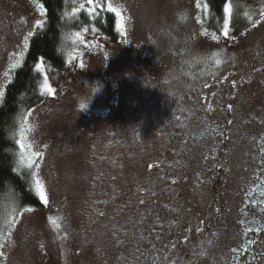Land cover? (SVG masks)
I'll list each match as a JSON object with an SVG mask.
<instances>
[{
	"label": "rangeland",
	"instance_id": "374dc122",
	"mask_svg": "<svg viewBox=\"0 0 264 264\" xmlns=\"http://www.w3.org/2000/svg\"><path fill=\"white\" fill-rule=\"evenodd\" d=\"M230 2L225 36L204 0H78L90 25L41 66L45 100L16 133L42 207L6 206L0 264H216L238 161L264 129V0ZM106 12L117 41L94 26ZM45 21L38 0H0V104Z\"/></svg>",
	"mask_w": 264,
	"mask_h": 264
},
{
	"label": "trees",
	"instance_id": "16d2710c",
	"mask_svg": "<svg viewBox=\"0 0 264 264\" xmlns=\"http://www.w3.org/2000/svg\"><path fill=\"white\" fill-rule=\"evenodd\" d=\"M38 1L46 11L45 24L32 37L24 60L15 70L0 104V227L8 204L15 210L42 207L32 173L21 170L18 165L17 128L23 116L45 100L41 66H62L67 56V36L88 27L91 22L84 13H74L78 0ZM204 1L208 5L205 26L210 32L220 33L225 19L223 8L229 0ZM263 3H257L254 9ZM242 18L240 16V20ZM94 26L112 41L119 38L117 20L112 13H104ZM56 231L63 239L62 232Z\"/></svg>",
	"mask_w": 264,
	"mask_h": 264
},
{
	"label": "flooded vegetation",
	"instance_id": "af4514ba",
	"mask_svg": "<svg viewBox=\"0 0 264 264\" xmlns=\"http://www.w3.org/2000/svg\"><path fill=\"white\" fill-rule=\"evenodd\" d=\"M182 83L184 85V82ZM173 98L178 100L182 114H187L186 107L179 101L183 96L177 95V98L170 96L168 100L175 101ZM180 117L187 121L185 116ZM261 121L264 123L263 119L258 122L261 123ZM189 129L192 130L191 126ZM228 130L225 127L221 134L217 130L213 131L215 145L216 135H223ZM229 131L233 133V129ZM250 134L249 147H245L238 161L240 173L237 174L236 185L232 192L233 200L227 208V213L234 212L235 216H231L227 243L221 252L217 251L216 264H264V129L260 134L254 132ZM217 156L219 163L224 165V158L219 154ZM229 218L228 215L225 223Z\"/></svg>",
	"mask_w": 264,
	"mask_h": 264
},
{
	"label": "snow or ice",
	"instance_id": "6c2138e0",
	"mask_svg": "<svg viewBox=\"0 0 264 264\" xmlns=\"http://www.w3.org/2000/svg\"><path fill=\"white\" fill-rule=\"evenodd\" d=\"M89 5L94 4L95 0H87ZM101 8H103V5H100ZM108 10L115 12L117 16H120L121 13L117 12L116 9H114L111 5V3L108 4ZM90 13L92 11H94V9H89ZM223 12L225 13V19H224V35L227 36L228 35V28H229V17L231 16L232 13V5L231 2L229 0L228 3L225 4L224 8H223ZM264 15V14H262ZM41 198L43 199L44 203H47V199L44 198L43 194L41 196Z\"/></svg>",
	"mask_w": 264,
	"mask_h": 264
}]
</instances>
